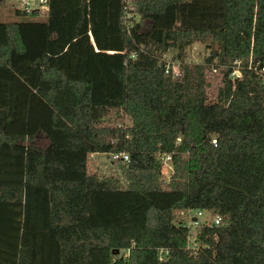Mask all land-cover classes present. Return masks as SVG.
I'll use <instances>...</instances> for the list:
<instances>
[{"label": "trees", "instance_id": "16d2710c", "mask_svg": "<svg viewBox=\"0 0 264 264\" xmlns=\"http://www.w3.org/2000/svg\"><path fill=\"white\" fill-rule=\"evenodd\" d=\"M193 35L206 53L187 65ZM259 66L264 0H48L45 17L0 20V264H264ZM103 151L127 154L126 185L87 173ZM185 209L221 217L194 248Z\"/></svg>", "mask_w": 264, "mask_h": 264}, {"label": "rangeland", "instance_id": "374dc122", "mask_svg": "<svg viewBox=\"0 0 264 264\" xmlns=\"http://www.w3.org/2000/svg\"><path fill=\"white\" fill-rule=\"evenodd\" d=\"M8 1V3H6ZM15 4L12 1L9 0H1L0 1V20H7V21H17V20H27V19H36V18H42V17H30L23 14H16L15 13ZM130 13V12H128ZM133 17L137 19V15L133 14ZM206 40L203 39L199 35H193L192 41L190 44L184 46L183 48V61H186L188 64L193 65L195 63L201 62L202 55L206 53V47H205ZM175 49L174 48H168L167 51L164 53L162 58H177L174 56ZM214 68V69H213ZM204 78L207 83L205 86L206 96L208 100H213L215 96L216 87L220 83L221 78V72L218 67H213L212 65L206 66L204 68ZM113 115H119L122 117V122L124 124L130 123V118L127 114L123 112V110L118 109L116 112L112 113ZM111 117V116H110ZM109 119V118H107ZM37 133H40L36 135ZM31 140L32 142L38 144V145H44L45 141L47 140L45 135L38 131ZM44 135V136H43ZM35 137V138H34ZM46 138V140H45ZM89 157V156H88ZM95 160L97 161V169L99 172H97L100 176L110 175L114 174L123 185H126L127 183V168H126V161L122 159H112L109 152L103 151V152H97L95 155ZM89 163L92 161V159L87 158V162ZM94 164V163H92ZM88 171H91V166L88 164ZM97 170V171H98ZM167 167H162L161 172L163 178L166 180L170 174L168 172ZM193 210H181L179 211L177 217L175 218V221H181L183 223H188L190 216L192 215ZM198 220H202L204 222H207L211 218V214L204 210L202 211V214L197 215ZM199 243V240H195V246ZM127 252H124V255H126Z\"/></svg>", "mask_w": 264, "mask_h": 264}, {"label": "built area", "instance_id": "2783aa9c", "mask_svg": "<svg viewBox=\"0 0 264 264\" xmlns=\"http://www.w3.org/2000/svg\"><path fill=\"white\" fill-rule=\"evenodd\" d=\"M1 1V0H0ZM12 1L15 4V8L25 11L34 13L36 17H45L48 10V0H9ZM8 3V1L6 2ZM130 4L131 0H126V4ZM126 16H130L128 11L126 12ZM163 62V72L165 74L170 75L171 77H176L181 74V68H180V61L178 58H162ZM185 64H188L186 61H183ZM214 69V68H213ZM257 72L261 75L262 80L264 81V66L257 67ZM239 70L235 66L230 71L231 78L238 76ZM215 139L212 138L211 142L215 143ZM112 159H122L125 160L127 158V154L124 152L119 151H112L109 152ZM158 160L162 167H167L168 172H171V155L170 152H161L158 154ZM202 214V210L197 209L193 210L192 215L190 216L188 223H183L187 226V240H186V247L188 248H194L195 246V240H196V231L197 229L203 225V224H209V225H217L221 221V217L218 214H212L210 220H208L207 223L204 221L198 220L197 215ZM193 217V218H192Z\"/></svg>", "mask_w": 264, "mask_h": 264}, {"label": "crops", "instance_id": "0c3cea01", "mask_svg": "<svg viewBox=\"0 0 264 264\" xmlns=\"http://www.w3.org/2000/svg\"><path fill=\"white\" fill-rule=\"evenodd\" d=\"M37 133V132H36ZM35 133V134H36ZM34 134V135H35ZM38 134H40V133H37L36 135H38ZM35 135V136H36ZM35 138V137H34ZM33 139V138H32ZM31 139V140H32ZM46 140V139H45ZM34 142V141H33ZM46 142V141H45ZM96 153L97 152H92V153H90L89 154V159H92V161L89 163V161H88V164L91 166V171H88L89 169H88V167H87V173H95V174H97L98 176H100L97 172H99V170L96 168L97 167V161L95 160V155H96ZM92 163H94V164H92ZM98 170V171H97Z\"/></svg>", "mask_w": 264, "mask_h": 264}, {"label": "water", "instance_id": "95a60500", "mask_svg": "<svg viewBox=\"0 0 264 264\" xmlns=\"http://www.w3.org/2000/svg\"><path fill=\"white\" fill-rule=\"evenodd\" d=\"M193 218V217H192ZM117 251V249L115 250V252Z\"/></svg>", "mask_w": 264, "mask_h": 264}]
</instances>
